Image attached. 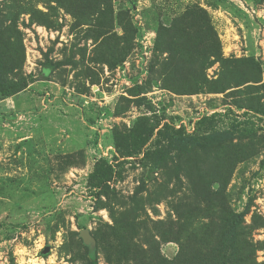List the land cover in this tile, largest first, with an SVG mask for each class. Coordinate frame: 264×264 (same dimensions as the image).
<instances>
[{
    "label": "rangeland",
    "instance_id": "obj_1",
    "mask_svg": "<svg viewBox=\"0 0 264 264\" xmlns=\"http://www.w3.org/2000/svg\"><path fill=\"white\" fill-rule=\"evenodd\" d=\"M107 1L114 22L104 28L110 15L103 0H0V53L16 75L31 78L27 91L0 101V264H89L94 258L115 264L122 222L139 228L138 247L156 242L172 260L179 247L161 239L168 230L161 222L180 223L183 215L178 218L172 203L187 192L172 170L150 176L140 155L119 160L101 193L88 186V177L101 159L118 163L115 127L155 115L162 125L192 134L215 114H221L218 131L241 121L252 128L232 142L247 152L226 195L236 213L251 203L243 227L252 247L243 252L244 264H264V114L237 106L264 110V1ZM198 9L217 34L222 58L254 60L257 74L247 72L248 63L226 64L222 73L215 62L205 69L209 83L202 92L182 95L165 86L169 56L157 50L159 31L190 32ZM223 86L227 91H209ZM205 209L194 211L193 228L214 227L217 219ZM82 229L90 230L94 248L84 245Z\"/></svg>",
    "mask_w": 264,
    "mask_h": 264
},
{
    "label": "trees",
    "instance_id": "obj_2",
    "mask_svg": "<svg viewBox=\"0 0 264 264\" xmlns=\"http://www.w3.org/2000/svg\"><path fill=\"white\" fill-rule=\"evenodd\" d=\"M102 5L107 7L105 14L110 15L104 17L106 23L102 22V26L111 27L114 22L112 2L108 4L107 0H103ZM203 15L207 14L202 9L195 12L194 26L190 32L177 26L159 31L157 50L162 54L168 53L169 56L164 64V84L182 95L202 92L209 83L205 69L215 62H221L222 73L226 72V64L248 63V73L255 75L260 71L254 60L223 59L217 34L208 27ZM163 34L166 35V40ZM45 65L51 67V62L47 61ZM30 82L31 78L16 75L14 67L7 64L4 55L0 53V101L27 91ZM223 87L224 90L209 91H227V86ZM140 92L137 90L136 96ZM137 103H141V100ZM237 106L264 114L263 109L251 103L245 106L237 103ZM149 109L153 108L150 106ZM218 117L221 114L202 118L192 134H188L183 126L177 128L168 122L162 125L155 115L140 116L130 127L113 129L115 162L143 155L140 160L144 166L151 168L150 176L165 168L170 169L174 172L180 189L185 187L187 190L180 196V205L175 201L172 203L178 218L183 215L180 223L161 222L168 230L160 237L165 242L178 245L176 256L172 260L163 257L156 242H149L147 249L138 247L135 240L140 237L139 228L134 222H122L115 234V264H244L246 257L243 252L252 247L250 244L247 246L243 227L251 203L243 212L236 213L228 203L226 191L236 166L245 159L247 152L245 149H233L235 147L232 142L236 135H250L253 132L252 128L246 130L249 123L242 121L239 124L232 123L227 131H218L214 126ZM202 127L206 133H202ZM119 164L122 162L113 164L106 159L99 160L88 177V186L99 193L102 189H108L109 183L117 175L116 166ZM172 193L176 196V190ZM201 205L206 207V211H210L209 217L217 219L214 227L205 226L200 230L192 227L195 210L200 209ZM89 264H98L96 258L90 260Z\"/></svg>",
    "mask_w": 264,
    "mask_h": 264
},
{
    "label": "water",
    "instance_id": "obj_3",
    "mask_svg": "<svg viewBox=\"0 0 264 264\" xmlns=\"http://www.w3.org/2000/svg\"><path fill=\"white\" fill-rule=\"evenodd\" d=\"M79 236L80 238L82 239L84 245L88 246V247H91V248H94L96 246V240L95 238L92 236L91 232L89 229H82L80 232H79ZM50 251L49 247H46L44 250H43V255H46L48 254V252Z\"/></svg>",
    "mask_w": 264,
    "mask_h": 264
}]
</instances>
